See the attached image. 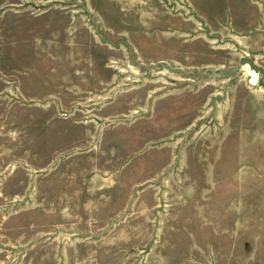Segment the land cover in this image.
<instances>
[{"label":"rangeland","instance_id":"rangeland-1","mask_svg":"<svg viewBox=\"0 0 264 264\" xmlns=\"http://www.w3.org/2000/svg\"><path fill=\"white\" fill-rule=\"evenodd\" d=\"M0 264H264V0H0Z\"/></svg>","mask_w":264,"mask_h":264},{"label":"water","instance_id":"water-1","mask_svg":"<svg viewBox=\"0 0 264 264\" xmlns=\"http://www.w3.org/2000/svg\"><path fill=\"white\" fill-rule=\"evenodd\" d=\"M242 70L248 77V84L252 86L255 85L257 82V74L253 70H251L247 65L242 66Z\"/></svg>","mask_w":264,"mask_h":264}]
</instances>
